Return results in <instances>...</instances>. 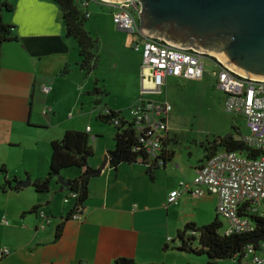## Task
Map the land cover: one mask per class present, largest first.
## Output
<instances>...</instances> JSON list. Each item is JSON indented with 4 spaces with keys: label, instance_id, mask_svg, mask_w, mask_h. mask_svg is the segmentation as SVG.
Returning <instances> with one entry per match:
<instances>
[{
    "label": "crops",
    "instance_id": "1",
    "mask_svg": "<svg viewBox=\"0 0 264 264\" xmlns=\"http://www.w3.org/2000/svg\"><path fill=\"white\" fill-rule=\"evenodd\" d=\"M9 2L11 13L3 12L2 18L12 25L16 39L4 41L0 47V164L7 170V175L0 176V186L13 177L18 181L29 177L31 184L0 190L8 195L0 200V264H113L121 256L139 264H205L202 256L177 248L176 232L189 222H211L216 217L217 197L183 194L174 204H167L166 198L180 181L194 177L196 168L211 155L205 145L212 140L179 134L172 126L171 110L166 132L171 155L164 165L152 168L153 179L147 172L150 168L143 164L112 167L106 162L108 150L114 147L115 129L100 117L113 110L129 119V108L141 98L170 102L166 79L172 76L166 77L159 93L141 94L143 76L149 84L153 77L147 70L142 72L141 53L133 49L138 36L118 28L111 8L104 4L92 1L88 10L90 17L96 15L91 9L94 4L111 16V20L90 24L96 34L114 31L102 41L103 47L108 45L111 71L98 70L101 39L96 37L97 65L86 72L79 66L75 40L65 34L56 3ZM90 25L85 23V29L92 37ZM115 31L123 35L117 36ZM44 85L50 86L48 92L42 90ZM68 129L87 132L93 150L88 165L101 168L89 179L78 220L69 214L74 200L66 202L68 189L57 177L51 179L46 192H37L32 186L48 172L51 142ZM79 174L76 167L60 172L66 181ZM41 211L50 217L45 228H41ZM2 248L9 253L2 255Z\"/></svg>",
    "mask_w": 264,
    "mask_h": 264
},
{
    "label": "built area",
    "instance_id": "2",
    "mask_svg": "<svg viewBox=\"0 0 264 264\" xmlns=\"http://www.w3.org/2000/svg\"><path fill=\"white\" fill-rule=\"evenodd\" d=\"M92 1L110 7L117 27L138 36L133 49L141 53L142 72L147 70L153 77V83L149 84L143 76L142 95L159 93L168 76L202 79L204 58L212 63L210 74L215 77V87L225 94V111L241 113L246 117L249 133L242 138L247 145L258 150L259 155L249 157L232 150L211 154L196 168L191 180L180 181L178 187L168 193L166 203H176L183 194L197 198L212 194L217 197L216 215L223 220V234L254 231L255 222L241 209L255 212L264 203V81L240 76L215 55L200 53L192 47L181 48L161 37L144 33L138 20L137 0H87L83 5L88 6ZM42 90L48 92L50 86L44 85ZM171 110L172 105L168 100L148 98L137 100L128 110L130 120L140 132V147L145 153V159L140 157L138 162L149 168L165 163L160 156L162 141L168 130L167 115ZM117 122L114 119V123ZM76 195L75 192L68 193L65 199L68 201ZM81 211L79 207L71 215L72 218L78 220ZM40 216L43 219L41 228H45L50 223V217L43 211ZM3 222L7 223L5 219ZM8 253L7 248L1 249L2 255ZM245 257H250L254 264H264V239L257 245L248 244Z\"/></svg>",
    "mask_w": 264,
    "mask_h": 264
},
{
    "label": "trees",
    "instance_id": "3",
    "mask_svg": "<svg viewBox=\"0 0 264 264\" xmlns=\"http://www.w3.org/2000/svg\"><path fill=\"white\" fill-rule=\"evenodd\" d=\"M58 5L62 21L65 27V34L68 38H73L78 47L79 66L86 72L91 71L97 65L98 55L97 40L93 39L89 32L85 29V23L89 19L88 6H84L83 2L87 0H49ZM13 6L9 0H0V47L4 41L15 40L12 35V25L3 21V12H10ZM111 12V10H109ZM105 122L113 125L115 129L114 147L107 152L106 162L112 167H116L120 163H139L141 157L145 159V153L142 151L141 142L139 141L140 132L137 131L135 124L130 118L122 115L121 111L109 110V113L100 117ZM117 119V123H114ZM233 129L236 127L233 125ZM166 135L162 141V155L160 158L165 162L169 159L171 151L166 144ZM205 147L211 151V154L220 150L238 151L246 156L255 157L259 155L258 150L251 148L243 140L242 136L233 133H226L223 136L215 137L212 141L206 142ZM51 155L49 161L48 172L45 177L36 179L32 182V186L37 192H46L49 190L51 179L58 177L61 170L70 167H76L80 170V174L73 179L67 180L68 193H76L73 208L70 215L75 213L78 208H83V204L88 196L89 179L101 172V168H92L88 165V158L92 156L93 150L89 143L86 131L68 129L64 131L62 136L51 142ZM157 167V166H154ZM153 167V168H154ZM4 165L0 164V172L6 173ZM153 179L152 168L147 170ZM18 181L15 177L7 180L0 186V190L5 188L19 189V186L13 185L12 182ZM249 204V203H248ZM244 206V205H243ZM241 210L255 222L256 229L252 232H242L233 234H223L220 231L223 228V221L219 216L209 223L197 225L194 222L186 223L176 232V239L179 242L177 248L181 251L189 252L198 256H205V264H219L220 260L233 259L242 264L245 250L250 239L264 233V211L259 208L253 212L246 208ZM223 230V229H222ZM59 232V229H58ZM56 236H59L56 234ZM113 264H139L129 257H117ZM159 264V263H146Z\"/></svg>",
    "mask_w": 264,
    "mask_h": 264
},
{
    "label": "water",
    "instance_id": "4",
    "mask_svg": "<svg viewBox=\"0 0 264 264\" xmlns=\"http://www.w3.org/2000/svg\"><path fill=\"white\" fill-rule=\"evenodd\" d=\"M137 1L144 33L215 55L240 76L264 81V0ZM57 182L62 187L68 185L61 175ZM30 184L29 177L15 182L19 187ZM263 239L264 233L250 242L257 245Z\"/></svg>",
    "mask_w": 264,
    "mask_h": 264
},
{
    "label": "rangeland",
    "instance_id": "5",
    "mask_svg": "<svg viewBox=\"0 0 264 264\" xmlns=\"http://www.w3.org/2000/svg\"><path fill=\"white\" fill-rule=\"evenodd\" d=\"M93 5L94 4H91V9L94 8L97 14H93L90 19L86 21L87 25H92V23L95 24L97 21L101 23L105 18L111 20V13L110 16L106 11L103 12L99 7ZM91 25L89 29L92 32V38L95 39L98 37L101 39L99 41L98 50L101 65L98 70L111 71V67L108 65L110 59L107 52V50L109 51L107 48L108 45L105 44L103 47L102 41H104L107 35H112L114 31L112 32L110 29L106 32H99V34H96V28L94 27L93 29V25ZM113 28L117 30L116 26ZM115 32L118 33L117 36L123 35L120 31ZM126 55H121L122 59H124ZM204 68L206 71L201 80H175L172 77L166 79V93L172 105V111L170 113L172 126L182 136L186 135L190 139H202L205 141H207V139L213 140L215 137L223 136L226 133H233L237 136L247 135L249 133V128L247 126L246 117L241 113H228L225 111V95L214 86V77L207 72L213 69L212 63L207 58H204ZM98 70H95V73H98ZM233 125L236 129H233ZM109 127L114 128L113 125ZM5 174L7 175V173H0V176L3 177ZM7 196V193H0V200L2 199L3 202L4 198ZM66 202H71V200ZM259 209L264 211V203L259 205ZM220 220L222 219L220 218ZM222 229L223 228H221L220 231H222ZM200 258L201 261L206 259L205 256ZM221 262L222 264H238V262L233 259H223ZM242 264L254 263L250 257H245L242 260Z\"/></svg>",
    "mask_w": 264,
    "mask_h": 264
}]
</instances>
